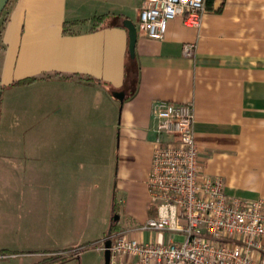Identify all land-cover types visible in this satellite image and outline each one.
Returning <instances> with one entry per match:
<instances>
[{
    "label": "crops",
    "instance_id": "1",
    "mask_svg": "<svg viewBox=\"0 0 264 264\" xmlns=\"http://www.w3.org/2000/svg\"><path fill=\"white\" fill-rule=\"evenodd\" d=\"M205 3L200 27L178 17L157 39L139 30L141 0L11 1L0 31V260H42L100 243L113 222L130 227L122 215L153 216L157 101L193 104L201 171L221 176L229 198L264 196V0ZM43 73L74 76L13 84Z\"/></svg>",
    "mask_w": 264,
    "mask_h": 264
},
{
    "label": "built area",
    "instance_id": "2",
    "mask_svg": "<svg viewBox=\"0 0 264 264\" xmlns=\"http://www.w3.org/2000/svg\"><path fill=\"white\" fill-rule=\"evenodd\" d=\"M205 0H141L139 30L163 38L168 22L181 17L200 27ZM195 44H186L192 56ZM155 145L147 187L156 214L138 226L123 228L110 239L109 264H264V196L243 201L229 198L221 176L201 171L190 102L157 101ZM135 233H149L140 240ZM83 247L44 253L62 257L81 254ZM0 253V257H7Z\"/></svg>",
    "mask_w": 264,
    "mask_h": 264
},
{
    "label": "rangeland",
    "instance_id": "3",
    "mask_svg": "<svg viewBox=\"0 0 264 264\" xmlns=\"http://www.w3.org/2000/svg\"><path fill=\"white\" fill-rule=\"evenodd\" d=\"M150 208L153 211L152 215H155L156 214L155 207L150 206ZM121 224L123 226H129V225L130 226L131 225L132 226H138L140 223H138V222L133 223L131 221L129 223H126L125 219H124V215H122ZM98 244L99 243H96V242H94V243L93 242H88V243L76 242L75 244H72L74 247H71V248L84 246L82 251H81L80 257L74 256V258L60 262L58 264H101L104 252L99 251ZM66 250H68V249H66ZM66 250L64 249L62 251H66ZM57 252H59V251H57ZM30 255H34V253H30ZM41 256L43 258L49 257L47 259H53V258L60 259L62 257L60 254H56V255H52V256H47V255L42 254ZM71 256H73V255L67 254V257H71ZM40 259H41V257H39V256H31V257L27 258V260H24V258L19 257V258L0 260V264H23V262H34V261H38Z\"/></svg>",
    "mask_w": 264,
    "mask_h": 264
},
{
    "label": "trees",
    "instance_id": "4",
    "mask_svg": "<svg viewBox=\"0 0 264 264\" xmlns=\"http://www.w3.org/2000/svg\"><path fill=\"white\" fill-rule=\"evenodd\" d=\"M12 0L9 1V3L6 5L5 9L3 10V12L1 13V16H0V31L2 29V27L4 26V23L7 19V8H8V5L11 3ZM103 19V16L101 15H95L93 17V21L97 22V21H101ZM73 24V23H72ZM98 28V24H94L91 29H97ZM65 32H70L69 30L65 29ZM60 77V78H72L74 75H60V74H49V73H43V74H40V75H36V76H31L29 78H26V79H23L22 81H17V82H14L13 84H16V83H22V84H26V83H29V82H33L35 80H40V79H50L52 77ZM85 80H92L90 77H86L84 76ZM1 89H0V111H1ZM115 215L118 216V210L116 209L115 210ZM118 228V224L116 222H113V225H112V232H115L116 229ZM109 236V235H108ZM1 253H5V252H8L6 250H1L0 251ZM49 257H45V258H42V260H40L39 262L35 263V264H58L60 262H63V261H66V260H69L71 258H74V256H71V257H67V256H63L61 257L60 259H57V258H53V259H47ZM101 264H104V259L102 258V262Z\"/></svg>",
    "mask_w": 264,
    "mask_h": 264
},
{
    "label": "water",
    "instance_id": "5",
    "mask_svg": "<svg viewBox=\"0 0 264 264\" xmlns=\"http://www.w3.org/2000/svg\"><path fill=\"white\" fill-rule=\"evenodd\" d=\"M9 1L10 0H0V16H1V13L3 12V10L5 9L6 5L9 3ZM123 25L128 28L129 36H130L129 49H130L131 55L134 56L135 55V45H136V41L138 38V30H137L136 24L134 23V21L127 18V19H124ZM117 218H118V216H117ZM110 246H111V240L108 239L105 242V251L103 254L104 264H109V260H110V249L109 248H110Z\"/></svg>",
    "mask_w": 264,
    "mask_h": 264
}]
</instances>
